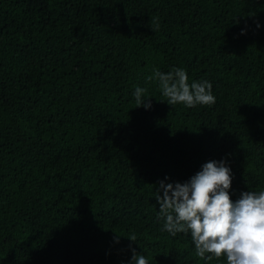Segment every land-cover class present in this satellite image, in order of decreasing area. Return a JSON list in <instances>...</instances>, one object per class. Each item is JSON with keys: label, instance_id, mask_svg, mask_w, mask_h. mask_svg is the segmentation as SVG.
<instances>
[{"label": "trees", "instance_id": "1", "mask_svg": "<svg viewBox=\"0 0 264 264\" xmlns=\"http://www.w3.org/2000/svg\"><path fill=\"white\" fill-rule=\"evenodd\" d=\"M173 68L215 103L168 104ZM221 160L264 191V0H0V264H227L155 199Z\"/></svg>", "mask_w": 264, "mask_h": 264}, {"label": "clouds", "instance_id": "2", "mask_svg": "<svg viewBox=\"0 0 264 264\" xmlns=\"http://www.w3.org/2000/svg\"><path fill=\"white\" fill-rule=\"evenodd\" d=\"M147 79L158 81L170 105L193 108L215 103L212 84L189 83L183 68L167 73L154 70ZM146 91L136 87L134 96L138 107L149 109V98L142 99ZM231 183V171L224 160L207 162L183 184L160 182L155 199L165 218L164 230L172 236L190 232L201 259L223 256L227 264H264V191L244 192L234 203L229 195ZM128 239L135 242L136 236ZM132 264H148V260L133 250Z\"/></svg>", "mask_w": 264, "mask_h": 264}]
</instances>
